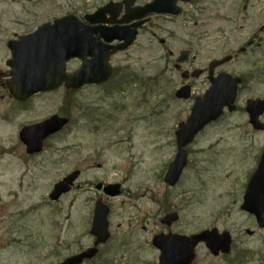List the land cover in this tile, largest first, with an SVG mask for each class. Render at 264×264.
Masks as SVG:
<instances>
[{"label": "rangeland", "instance_id": "rangeland-1", "mask_svg": "<svg viewBox=\"0 0 264 264\" xmlns=\"http://www.w3.org/2000/svg\"><path fill=\"white\" fill-rule=\"evenodd\" d=\"M108 1L0 0V69L9 56L3 37L26 30L15 20L36 26L70 13L84 18ZM253 38L249 55L224 66L245 79L236 111L225 110L187 146L188 165L170 186L164 178L177 153L176 131L209 85L201 77L191 98L177 97L185 82L175 67L180 51L192 48L190 61L198 55L195 66L202 68ZM112 63L116 72L106 84L41 92L24 103L0 83V264H59L93 246L99 198L110 207L112 235L84 264H156L155 234L213 227L232 233V252L213 256L200 244L193 264H232L244 253L240 264H262L264 228L240 207L264 150V132L248 123L245 111L248 99L264 98V0H193L180 16L142 29ZM54 114L71 118L67 129L28 155L18 133ZM75 169L82 173L72 191L51 201L53 185ZM109 183H120L122 193L104 194ZM172 211L179 220L169 227L161 220Z\"/></svg>", "mask_w": 264, "mask_h": 264}, {"label": "water", "instance_id": "water-1", "mask_svg": "<svg viewBox=\"0 0 264 264\" xmlns=\"http://www.w3.org/2000/svg\"><path fill=\"white\" fill-rule=\"evenodd\" d=\"M136 0H124L127 6H131ZM179 1L189 0H153L145 6L128 9L127 14L120 22L140 20L152 13L179 15L182 12ZM119 4L113 1L100 7L93 14H88L85 21L77 15H67L50 23L40 26L33 34L21 37L18 41H11L9 48L13 52V59L9 65L13 70L12 75L6 81L10 94L25 101L39 92H47L58 89L62 85L68 89H79L87 84H103L113 75L111 56L119 51L127 49L136 39L138 28L142 21L134 23L130 27L105 26L104 23L115 22L120 14ZM111 14V18L107 17ZM114 41L120 43L112 44ZM189 52L181 51L178 62L187 60ZM71 58L82 60L81 66L74 73L65 71L66 62ZM231 57L214 61L211 68L217 67ZM200 71L193 76H199ZM183 76H186L183 74ZM212 86L205 92L204 98H198L187 122L181 123L176 132L178 139V153L174 157L165 181L175 185L180 180L183 168L187 164L188 146L195 135L202 131L207 124L217 120L224 108L230 111L236 110V97L240 78L230 74L221 73L214 77L211 74ZM190 87L185 86L178 91V97L188 98ZM246 112L249 114L252 126L257 130H264V123L260 116L264 114V99H250L247 101ZM69 123L66 117L55 114L48 119L27 125L20 131V138L27 147L29 154L42 151L45 140L56 132L64 129ZM259 165L251 175V179L240 208L255 215L261 228H264V153H262ZM80 171H74L64 179L56 183L49 195L52 200H58L61 195L71 191ZM106 194L117 195L120 192L119 184H110L105 188ZM91 233L97 237L94 247L88 248L82 253L65 258L60 264H82L86 259H92L99 251L100 244L106 243L110 238L108 214L110 208L102 199L97 201ZM176 212L166 214L162 223L171 225L178 220ZM214 227L193 235L172 233H160L154 236L153 244L160 250L158 264H192L196 258V248L200 243H205L210 252L218 256L220 253L228 254L232 250V235L229 231H218Z\"/></svg>", "mask_w": 264, "mask_h": 264}, {"label": "flooded vegetation", "instance_id": "flooded-vegetation-1", "mask_svg": "<svg viewBox=\"0 0 264 264\" xmlns=\"http://www.w3.org/2000/svg\"><path fill=\"white\" fill-rule=\"evenodd\" d=\"M120 1H122V0H119L118 2H120ZM151 1L152 0H141V1H137L134 4L133 7L142 6V5L147 4L148 2H151ZM191 2H193V0H191L189 3H191ZM185 4H188V3H181V5L183 7H184ZM125 6L126 5H124V4L121 5V8H122V14L121 15H123L125 13V11H126ZM162 17H164V18L165 17H168L169 18V16H167V15H161V14H157V13L148 16V18L145 19L146 21H144L145 23L141 26L140 31L142 29H145L149 24H150V26H154L155 20L157 21V18H162ZM55 19H53L52 21H48V22H54ZM119 19H121L120 16L116 18V23L115 24H109V26L119 24L120 26L124 27V26H131L134 23V22L119 23ZM15 23L17 25H19V26H23V27L25 26L26 30L22 31L21 33H15L14 35H9V36L8 35H5L3 37V39L1 40V42H3V44L5 45V48H6L7 51L9 50V48H8V42L9 41H11V40H17L21 36H27V35L33 33L34 31L37 30L38 27H40L41 25H43L46 22H43L41 24H37L36 26H34V24H32L33 22L30 21V20L17 19V20H15ZM6 24H7V28L6 29L8 30V18L6 20ZM254 42H255V39L253 38L252 41L247 46H241V47H239L238 50H237V52L228 53L227 55L232 56V59L228 63H226V64H229V63L233 62L234 60L241 59L242 57H244L247 54L249 55L253 51V49H255L254 48L255 47ZM234 47H237V45H235ZM189 50L191 51V56H192V50L193 49L191 48ZM194 50H195V48H194ZM12 57L13 56L11 54V51L9 50V56H7L6 60H4L6 67H5L4 70L0 69V83L1 84L3 83V81H5V80L8 79V72H10L11 70H13V68H11L9 66V63H8V61H11ZM215 59H217V58H215ZM197 60H198V55H193L191 61L189 59V60H187V61H185V62H183L182 64H179V65L175 62L176 63L175 64V67L180 72L187 71V70H189L191 72V71H195L196 69H199V70L202 71V73L200 74V76L198 78H191V75L188 73L187 76L189 75V79H184L185 82L181 84V86H184V85L190 86L191 89H192V91H194V89H195V83L194 82H196L201 77L206 76L207 81L209 83V85H208V88H209L210 85H211L209 78H210V76H211L212 73L214 75H218V74H220L222 72L231 73V71H229V69L224 68V66L226 64L220 65V66H218V67H216L214 69H210L209 68L210 62H209L208 64H206L205 66H203L202 68H200V67L195 66V63H196ZM75 61H77V60L76 59H72V60H70L67 63V66L65 68H66V70L68 72H74L76 70V68L74 66H72V64H74ZM207 89H205L203 91L202 95L205 94V92L207 91ZM121 193H122V190H121Z\"/></svg>", "mask_w": 264, "mask_h": 264}, {"label": "trees", "instance_id": "trees-1", "mask_svg": "<svg viewBox=\"0 0 264 264\" xmlns=\"http://www.w3.org/2000/svg\"><path fill=\"white\" fill-rule=\"evenodd\" d=\"M247 256H248V255H246V253L241 254L238 258H236L237 260L234 261L235 263H232V264H236V261L241 260L242 258H245V257H247ZM262 261H263L262 264H264V259H262ZM238 262H239V261H238ZM238 264H240V262H239ZM241 264H242V263H241Z\"/></svg>", "mask_w": 264, "mask_h": 264}]
</instances>
